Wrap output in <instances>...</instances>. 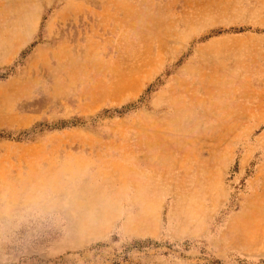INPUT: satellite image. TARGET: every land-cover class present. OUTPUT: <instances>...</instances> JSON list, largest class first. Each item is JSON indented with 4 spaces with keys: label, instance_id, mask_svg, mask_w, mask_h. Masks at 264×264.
I'll return each mask as SVG.
<instances>
[{
    "label": "rangeland",
    "instance_id": "rangeland-1",
    "mask_svg": "<svg viewBox=\"0 0 264 264\" xmlns=\"http://www.w3.org/2000/svg\"><path fill=\"white\" fill-rule=\"evenodd\" d=\"M195 1L0 0V77L17 75L1 86L0 264H264V129L207 224L133 236L97 214L108 182L92 149L135 131L140 114L125 113L144 100L153 41L171 39ZM209 2L196 15L252 18L258 5L264 19V0Z\"/></svg>",
    "mask_w": 264,
    "mask_h": 264
},
{
    "label": "crops",
    "instance_id": "crops-1",
    "mask_svg": "<svg viewBox=\"0 0 264 264\" xmlns=\"http://www.w3.org/2000/svg\"><path fill=\"white\" fill-rule=\"evenodd\" d=\"M207 1L192 2L190 13L176 16L171 39L153 41L156 56L149 63L154 73L147 75L139 93L144 100L125 113L140 114L135 131L103 138L102 146L92 149L97 159L88 161L107 169L109 202L97 212L103 216L100 221L120 223L133 236H154L165 223L210 222L212 210L225 205L231 171L242 174L260 151L261 9L257 5L256 17L241 20L235 12L196 15L194 8L209 6ZM15 77H0V122L2 97L9 94L1 86ZM253 179L254 174L247 185ZM136 224L151 226L149 231L129 227Z\"/></svg>",
    "mask_w": 264,
    "mask_h": 264
},
{
    "label": "bare ground",
    "instance_id": "bare-ground-1",
    "mask_svg": "<svg viewBox=\"0 0 264 264\" xmlns=\"http://www.w3.org/2000/svg\"><path fill=\"white\" fill-rule=\"evenodd\" d=\"M137 226H142L143 228H148L149 227L148 224H145V225L137 224ZM134 227H136V226L134 225ZM143 228H140V229H143Z\"/></svg>",
    "mask_w": 264,
    "mask_h": 264
}]
</instances>
